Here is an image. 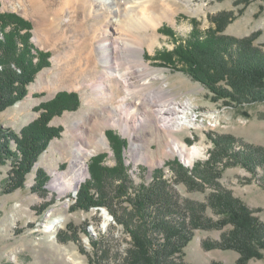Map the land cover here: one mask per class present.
<instances>
[{
    "label": "rangeland",
    "instance_id": "1",
    "mask_svg": "<svg viewBox=\"0 0 264 264\" xmlns=\"http://www.w3.org/2000/svg\"><path fill=\"white\" fill-rule=\"evenodd\" d=\"M88 2L91 4L90 0ZM121 2L118 3L122 5ZM170 4L168 16L154 30L142 29L138 34L143 47L141 53L152 73L160 74L161 78H153L151 82L154 86L165 84L164 99L190 102V115L196 127L167 132L153 115L148 123H130L135 142L141 144L138 152L132 153L129 136L120 128L123 123L114 126L106 122L107 116H122L112 106L120 101L118 96H122L124 87L116 78H111L106 82L105 94L95 90L94 82L105 71L99 60L98 40L89 38L92 40L89 48L93 51L92 63L86 58L89 54L87 47L81 49L83 45H78L87 37H93L94 33V36L101 35L100 30L90 32L92 22L103 28V23L93 17L95 10L90 13L80 7L62 9L64 0H0V11L15 12L30 21V40L38 49L49 52L48 65L35 74L26 87V95L0 111V124L19 133L46 112L40 106L52 101L58 93H75L71 102L77 100L74 108L64 109L49 120L48 125L57 127L59 134L49 140L31 170L23 176L22 186L9 191L12 166L10 161L0 165V264H117L125 255L130 236L115 221L110 210L118 211L129 205L124 201L125 195L119 196L124 189L130 193L139 183L148 184L153 170L159 168L161 177L179 202L206 203L212 189L205 184L201 188L188 186L182 179L184 172L191 175L195 167L201 171L198 164L208 158L209 150L213 148L211 137L231 136L237 149L243 143L264 147V101L242 105L226 103L187 73L163 65L158 56L162 50L172 49L175 39L186 38L194 22L200 30H213L218 22L222 26V34L238 39L251 37L254 45L264 49V0H170ZM91 5L95 7V2ZM100 11L109 17L112 15L106 8ZM83 19H86L83 27L77 28V23ZM44 24L51 27L50 32L40 30ZM161 26H167V30L176 36L173 38L159 31ZM147 34H154L159 40L154 48L148 46ZM107 90L113 92L110 93L111 98L104 97ZM71 102L68 106L72 105ZM79 132L85 134L84 146L89 151L85 156L87 175L75 190L59 194L49 188L52 172L69 167V158L73 156L77 142L82 141ZM109 132L120 136L124 142L119 161L125 163L129 179L121 171L123 164L118 165L119 157L117 159L113 148L115 142L112 143ZM99 133L105 134L106 146L97 145ZM171 135L180 139L186 148L198 147L200 153L190 162H185L178 154L165 153L172 144ZM97 156L102 165H118L116 169L120 173L114 177L99 171L96 178L92 177L89 165ZM38 168L47 174L46 192L35 188ZM263 171L261 167L250 171L236 163L222 168L216 180L239 198L252 216L264 223V180L260 179L262 174L264 177ZM84 184L90 187L87 191L91 196L100 198L104 205L86 209L76 206ZM205 215L218 219L209 206ZM53 219H64V222L56 232H45L46 223ZM230 228L231 225L226 224L222 228L195 229L183 249L184 260L188 264H264V250H261L262 257H252L246 263H239L240 254L235 249L204 248V241H219ZM93 240L99 242L97 248L92 246ZM102 248H108V255L103 260L100 259Z\"/></svg>",
    "mask_w": 264,
    "mask_h": 264
},
{
    "label": "trees",
    "instance_id": "2",
    "mask_svg": "<svg viewBox=\"0 0 264 264\" xmlns=\"http://www.w3.org/2000/svg\"><path fill=\"white\" fill-rule=\"evenodd\" d=\"M31 28V22L17 13L0 11V111L23 98L35 74L48 65L49 52L34 46L30 40ZM167 29V26H161L159 31L174 38L175 33ZM221 31L222 26L218 22L213 30H200L194 22L188 36L175 39V46L162 50L158 55L159 60L163 65L187 73L226 103L242 105L264 101V49L254 45L251 37L238 39ZM72 95L75 93L60 92L52 101L42 104L40 108L46 112H42L19 133L0 124V165L10 161L13 172V176L9 177V191L22 186L23 176L31 170L49 140L59 134L60 130L48 123L53 115L77 105V100L71 102ZM69 101L71 106H68ZM108 135L112 143L115 142L113 148L117 159L119 157L118 165L123 164L121 171L128 178L130 175L125 163L119 161L124 142L112 132ZM211 139L213 148L209 150L208 158L198 164L201 171L195 167L191 175L184 172L182 179L188 186L201 188L205 184L210 187L212 191L206 203L179 202L161 177L162 170L159 168L153 170L148 184L141 182L135 191L128 193L124 189L121 192L119 196L125 195L124 201L129 205L118 211L111 208L110 213L129 234L130 242L121 262L117 264H188L183 258V249L193 231L222 228L226 224L231 228L221 240H206L203 242L204 248L235 249L240 254L237 259L239 263H246L252 257H262L264 223L252 216L250 209L216 179L222 168L236 163L250 171L257 167L264 169V147L243 143L237 149L234 139L225 135H215ZM98 157H94L89 165L92 177L97 176L99 171L114 177L120 173L116 169L118 165H102ZM36 179L35 188L46 192L44 185L47 174L44 169H37ZM260 179L264 180L263 174ZM89 188L84 184L86 194L82 189L76 206L86 209L104 205L100 198L91 196L87 191ZM207 206L218 215L217 220L205 215ZM91 242L97 248L99 242ZM102 249L101 260L108 255V248Z\"/></svg>",
    "mask_w": 264,
    "mask_h": 264
},
{
    "label": "bare ground",
    "instance_id": "3",
    "mask_svg": "<svg viewBox=\"0 0 264 264\" xmlns=\"http://www.w3.org/2000/svg\"><path fill=\"white\" fill-rule=\"evenodd\" d=\"M90 1L93 5L95 2V7L89 4L88 0H64L62 9L65 7H80L83 11L90 13L95 10L93 17L98 20L97 22L103 23V28H99L98 24L92 22L93 26L90 32H98L100 30L101 35L94 36V33L93 37H87L86 41L78 42V45H83L81 49L84 46L87 47V53L89 52V54L86 58L89 63H92L94 61L92 60L93 51L92 49L89 51V48L92 47V40L89 38L98 40L99 60L103 64L105 71L103 76H100L94 82L95 90L105 94L104 91L107 89L106 82L108 79L111 80V78H116L117 82H120L122 87H124V93L122 96H118L120 101L112 106V109L122 116H117V114L116 116H107L106 122L114 126H120L123 123V127L120 126V128L123 132H127L129 136L130 152H138L141 147V144L135 142V134L131 132L130 123L135 125L148 123L153 115L160 124L159 126L165 128L167 132L195 128L196 123L190 115V102L188 100L179 102L164 99L166 86L165 84L157 86L152 84L151 79L161 78V76L160 74L152 73L149 63L143 59L141 53L143 47L138 34L142 29L154 30L157 24L168 16V10L171 9L170 0ZM120 1H122V5L118 3ZM105 8L112 14L111 17L108 14L106 15L105 12L101 13L100 10ZM84 21L86 19L78 22L76 27H83ZM40 30L42 32H50L51 27L44 24ZM147 41L148 46L154 48L159 40L154 37V34H147ZM78 45H76L77 48H79ZM108 93L107 90V94L104 95L105 98H111L110 93L113 92L109 93L110 96H108ZM79 137L82 141L77 142L73 156L69 158V167L63 171L54 170L52 172L53 177L49 183V188L58 191L59 194L75 190L87 175L85 156L89 151L84 146L86 136L82 132ZM170 141L172 144L165 149V153L169 155L178 154L185 162H190L193 157L200 153L198 147L186 148L180 139L173 135L170 136ZM97 145H107L104 133H99ZM63 222L64 219H53L46 223L44 231L54 233L62 226Z\"/></svg>",
    "mask_w": 264,
    "mask_h": 264
}]
</instances>
